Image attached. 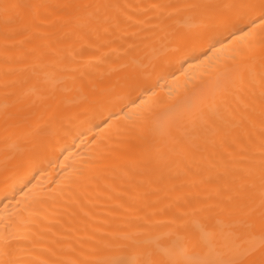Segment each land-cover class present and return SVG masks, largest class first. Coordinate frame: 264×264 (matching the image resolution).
<instances>
[{
    "label": "bare ground",
    "instance_id": "bare-ground-1",
    "mask_svg": "<svg viewBox=\"0 0 264 264\" xmlns=\"http://www.w3.org/2000/svg\"><path fill=\"white\" fill-rule=\"evenodd\" d=\"M262 5L0 0V261L105 264L194 221L258 259ZM178 104L204 118L162 127Z\"/></svg>",
    "mask_w": 264,
    "mask_h": 264
},
{
    "label": "snow or ice",
    "instance_id": "snow-or-ice-1",
    "mask_svg": "<svg viewBox=\"0 0 264 264\" xmlns=\"http://www.w3.org/2000/svg\"><path fill=\"white\" fill-rule=\"evenodd\" d=\"M7 7L18 8L20 5ZM260 21L264 24V10H262ZM203 118L199 106L196 107V111H192V106L189 105L185 112L182 104L165 108L157 116L161 126L168 128L176 125L181 119L194 122ZM258 208L261 223L264 224V165H262L260 174ZM239 211L252 216L256 213L257 206L254 202L242 204L239 206ZM171 223L176 224V221L173 220ZM168 235H174V239L164 246L159 243L158 239H139L136 233L125 234L124 239L127 241L125 247L128 249V255L119 260L107 261L105 264H264V231L260 237V254L256 260L248 258L257 252V247L252 244L246 248L242 247L237 233L231 234L232 243L229 252L234 254L218 253L216 246L212 243V233L198 221H194L191 228ZM197 250H203V255ZM190 252H196L198 258L190 259ZM0 264L4 262L0 261Z\"/></svg>",
    "mask_w": 264,
    "mask_h": 264
}]
</instances>
